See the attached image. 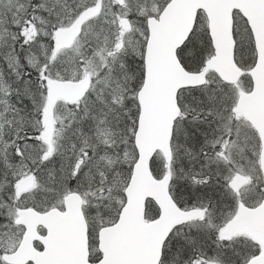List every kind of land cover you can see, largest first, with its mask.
<instances>
[{
	"label": "snow or ice",
	"instance_id": "obj_1",
	"mask_svg": "<svg viewBox=\"0 0 264 264\" xmlns=\"http://www.w3.org/2000/svg\"><path fill=\"white\" fill-rule=\"evenodd\" d=\"M0 264H264V0H0Z\"/></svg>",
	"mask_w": 264,
	"mask_h": 264
}]
</instances>
